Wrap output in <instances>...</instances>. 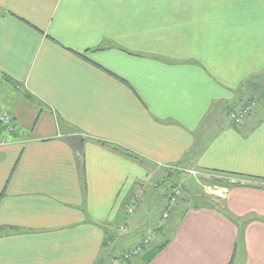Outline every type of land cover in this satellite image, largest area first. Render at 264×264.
I'll return each instance as SVG.
<instances>
[{
    "label": "crops",
    "instance_id": "obj_1",
    "mask_svg": "<svg viewBox=\"0 0 264 264\" xmlns=\"http://www.w3.org/2000/svg\"><path fill=\"white\" fill-rule=\"evenodd\" d=\"M0 83V264L131 250L165 207L150 181L181 164L243 183L178 205L149 264H264V0H0Z\"/></svg>",
    "mask_w": 264,
    "mask_h": 264
},
{
    "label": "rangeland",
    "instance_id": "obj_2",
    "mask_svg": "<svg viewBox=\"0 0 264 264\" xmlns=\"http://www.w3.org/2000/svg\"><path fill=\"white\" fill-rule=\"evenodd\" d=\"M4 87H6V84L0 83V100H1L0 106H3L6 108L10 104L9 99L6 96L7 89L9 91V88H4ZM9 93L16 95L14 92H9ZM250 101H252V100H250ZM250 101H248V102H250ZM236 126H240V125H236ZM180 166L181 165L171 166L168 168L169 169L168 171H165L164 173L159 175V177L157 179H152L150 181L149 185H151V188L155 189L156 190L155 192L157 193V194L155 193L156 194L155 195L156 200H154L155 197L152 198V201H154L152 208L154 210L160 211L163 207L160 205H162L163 203H166L170 193L172 192V190H174L176 188L181 189V192H182L180 202L178 205L183 203V201H185V200H189V201H195V203H191L192 204L191 206H194L196 204L205 203V202L213 203V202L218 200L219 196L222 197L228 191V189L231 186H234L235 184L243 183L241 181V179H239L238 177L235 178L233 176H223V175L217 174L216 172H212V171H197L195 169H190V168L186 167L185 164H184V166H181V167ZM175 173H178V174H175ZM175 183H178V184L174 185ZM244 183H246V181ZM137 188H138V186H137ZM137 188H136V190H137ZM145 190H147V188L145 189L143 186V188L141 190V195H143V194H145V192H147ZM134 193H135V191H134ZM132 197H133V195H132ZM141 198H142V196H141ZM141 198H140L138 204L140 203ZM164 198H165V200H164ZM218 201L221 202L220 199ZM127 208H128V206H127ZM145 210H146V205H143L142 207H140L136 211V216L141 215V213H144ZM131 214H129L126 210V216L127 217H128V215H131ZM150 216L153 219L155 215H154V213H150ZM125 228H126V223H124V221H123L121 223V225H119V226L117 225L115 233L117 235L126 233L127 230L125 231ZM134 228L135 227H133V225L130 226L131 231H133ZM169 230H168V232H169ZM123 231H125V232H123ZM168 232L166 230L165 233L163 234V236H161V237L158 236L153 242L155 244H159L160 243L159 241H164V240L166 241L168 239ZM147 235H148V233L142 239H144ZM138 237H139V232H138L137 236H134V241L138 240ZM131 244H132L131 241L127 242V243H125V241H121L120 243H118L117 240H115V241L111 240V242L107 243V246L103 252L105 254L106 249H107V252L109 254H111L112 258H114V257L121 258L124 254H126L127 252L130 251L129 247ZM129 258H131V261H132V259L138 258L136 260H133V263L134 264H138V263L143 264V261L141 260L140 256H131ZM141 261H142V263H141ZM108 262L110 264V263H114L116 261L108 259Z\"/></svg>",
    "mask_w": 264,
    "mask_h": 264
},
{
    "label": "built area",
    "instance_id": "obj_3",
    "mask_svg": "<svg viewBox=\"0 0 264 264\" xmlns=\"http://www.w3.org/2000/svg\"><path fill=\"white\" fill-rule=\"evenodd\" d=\"M255 107H256V102L250 101L247 104L243 105L240 109L229 112L228 117L234 125H242L249 118L253 116V111ZM12 122H13V116L11 115V113L8 110L0 109V126H4L8 129H11ZM142 188L143 185L140 184L138 185L137 190H135V193L133 194V197L131 198L128 204L127 212L129 214L135 211L137 204L141 198ZM181 195H182L181 189L176 188L172 190V192L168 197V200L165 203V208L159 220L157 221L155 229L143 239V244L145 245L150 244L158 237L157 234L158 231L164 228L165 225L167 224L172 211L178 206L180 202ZM142 251H143L142 245L135 247L131 249L129 252H127L125 254V257L129 258L131 256H138L139 254L142 253Z\"/></svg>",
    "mask_w": 264,
    "mask_h": 264
},
{
    "label": "trees",
    "instance_id": "obj_4",
    "mask_svg": "<svg viewBox=\"0 0 264 264\" xmlns=\"http://www.w3.org/2000/svg\"><path fill=\"white\" fill-rule=\"evenodd\" d=\"M6 80H9L11 82H14L9 76L7 75H4L3 76ZM252 101H255V100H252ZM256 102V105H257V101ZM231 110H229V112L235 110V109H232V107H230ZM229 114V113H228ZM181 166H184L183 164H181ZM212 172H216L217 174H220V175H223V176H233L236 178L237 175H232L231 173H226V172H221V171H212ZM180 173V172H179ZM175 174H178V173H175ZM178 183H175L174 185H176ZM168 194V193H167ZM164 228L160 229L158 231V236L160 235V233L163 231ZM109 241V239H106V242ZM168 244L167 241H163L162 243H159V244H155L154 242H151L150 244H143V239L135 246V247H138V246H141L142 245V253L139 254L138 256L141 257V260L143 261V264H149L156 256L159 252L162 251V249ZM134 247V248H135ZM133 249V248H132ZM109 260H113V261H118V262H127V263H130L131 261V258H126L125 257V254L121 257V258H117V257H114L112 258L111 257V254H109L107 252V249H106V252L104 254L103 252V255L101 256L100 258V263L99 264H104V263H109L108 262V259ZM107 259V260H106Z\"/></svg>",
    "mask_w": 264,
    "mask_h": 264
}]
</instances>
